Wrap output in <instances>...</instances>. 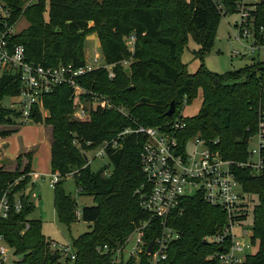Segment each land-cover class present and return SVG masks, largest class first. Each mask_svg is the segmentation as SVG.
I'll return each instance as SVG.
<instances>
[{"label":"trees","instance_id":"1","mask_svg":"<svg viewBox=\"0 0 264 264\" xmlns=\"http://www.w3.org/2000/svg\"><path fill=\"white\" fill-rule=\"evenodd\" d=\"M28 1L0 0L10 13L2 21L13 26L24 17L28 22L8 41L24 46L29 60L46 66L85 64L86 37L96 32L105 62L113 65L115 75L110 76L105 66L92 69L79 80L87 91L82 97L100 94L115 107L92 106L88 119H76L74 90L65 83L44 95L46 114L35 106L30 120L52 127L51 173L60 176L54 186L57 217L68 226L75 221L77 201L64 188L65 179L72 175L78 194L93 198V204L81 210V218L91 225L90 230L71 242L75 258L67 257L62 263V254L51 247V239L41 231V220L30 218L36 209L31 193H26L34 171L33 153L19 154L14 170L0 167V200L6 193L11 201L17 195L23 204L20 211L12 207L8 217L0 219V239L18 257L10 264H152L146 252L140 254L138 263L133 257L115 262L112 253L101 252L98 247L123 245L137 226L149 220L137 193L144 181L143 136H118L137 124L171 125L176 118L185 122L179 134L183 143L195 135L202 137L212 149L220 150L236 163V176L245 192L258 197L251 214L253 241L259 244L249 260L264 264V172L246 165L250 138L264 121V61L255 60L239 70L220 74L209 71L203 62L195 72H189L188 64L181 59L193 36L199 44L194 52L203 60L213 46L221 17L235 13L241 0H48L49 20L44 18L46 0H32L26 5ZM252 15L256 40L263 42L260 27H264V0L257 3ZM132 35L133 52L125 41ZM127 59L132 60L131 73L122 63ZM144 83L158 88L146 92ZM21 86L18 71L2 70L0 137L20 130L21 125L14 127L20 112L4 106L2 101L5 96L18 95ZM200 90L203 99L198 112L181 115L183 103L191 104ZM172 101L176 110L169 117L166 112ZM114 137L118 145L106 148L109 163L93 170L86 158L87 150ZM24 156L28 161L23 165ZM182 206V214L170 215L167 220L169 226L180 231V237L171 242L168 257L157 264H218L216 259H207L218 246L206 243L204 237L226 223L225 211L208 204L201 195L184 197ZM161 232V219L152 218L145 228L144 240L150 243Z\"/></svg>","mask_w":264,"mask_h":264},{"label":"built area","instance_id":"2","mask_svg":"<svg viewBox=\"0 0 264 264\" xmlns=\"http://www.w3.org/2000/svg\"><path fill=\"white\" fill-rule=\"evenodd\" d=\"M256 8L241 0L238 12L241 19L238 21L242 36H254L249 30L253 26L252 12ZM253 24V25H251ZM264 30V27H262ZM13 26L6 21H0V68L14 69L18 71L22 86L15 97L18 101L12 107L20 112L22 121L31 119L35 106L43 107V97L60 84L70 85L74 92L75 103L74 117L85 120L89 118L90 108L104 104L107 108H114V104L105 96L95 94L92 97H82L87 93L86 89L79 83L80 78L86 75L95 66L89 63L75 64L73 62L61 63L57 66H46L40 62L29 60L25 48L22 45H13L8 37L13 34ZM133 37L135 41V36ZM100 55L94 57L98 62ZM113 65H105L112 69ZM115 74L110 71V76ZM124 111L123 108H118ZM185 122L176 118L171 125L147 126L137 124L128 127L118 136L122 139L127 134H138L143 136L141 147V170L144 181L137 190L140 206L149 214V220L142 222L125 243L119 247L111 248L108 244L98 247L104 253H112L115 262L126 260L132 256H139L146 252L151 256L152 264L166 259L168 249L174 240L180 237V231L167 224L168 217L173 214H182V200L184 197L201 195L210 205L221 208L227 215V221L220 226L216 232L204 237L207 243L218 246V249L207 255L208 260L216 259L218 264H257L252 263L249 257L253 253L245 249L243 239L249 236L253 241V223L246 226L244 222L248 215L244 207L247 193L242 183L236 176V163L224 157L220 150L212 149L199 135L192 136L183 143L180 140V132ZM259 143L256 148H250V159L246 165H250L256 172H264V121L259 124ZM116 147L118 139L107 141L98 151L97 155H106L109 145ZM244 164V163H243ZM58 174H52L50 185L55 186L59 180ZM36 196V194H34ZM22 202L16 195L14 201L4 193L0 200V219L9 215L12 207L18 212L22 209ZM81 215V212H80ZM79 218V216H78ZM160 218L162 232L154 240L153 251H147L149 243L144 240L145 228L150 219ZM27 228L29 224L27 223ZM51 247L59 250L64 258L74 259L76 251L72 243L59 244L51 240ZM8 244L0 239V264H10ZM15 255V254H14ZM127 255V257H126ZM16 256V255H15ZM11 261V262H10Z\"/></svg>","mask_w":264,"mask_h":264},{"label":"rangeland","instance_id":"3","mask_svg":"<svg viewBox=\"0 0 264 264\" xmlns=\"http://www.w3.org/2000/svg\"><path fill=\"white\" fill-rule=\"evenodd\" d=\"M29 0L26 5L30 3ZM34 1V0H33ZM36 1V0H35ZM261 0H247V3L253 5L254 8L257 7V3ZM46 8L44 11V18L49 20V4L48 0H46ZM239 8V5H238ZM10 13L8 10L0 3V21L4 17H7ZM241 19V13L238 10L229 15H225L221 17L219 27L217 30V35L214 40L213 46L209 52L204 55V59L201 60L199 57L196 56L194 50L199 48V44L194 40L193 36H190L188 39V45L184 49L183 53L181 54V59L183 62L188 64V71L195 72L202 62L205 64L206 68L214 73H226L232 70H239L245 67L248 64L253 63L255 60L264 61V41L258 42L255 41L254 44V36L249 35V37L242 36L241 34L242 29L238 24V21ZM254 24V21H252ZM251 24V25H253ZM28 26L27 20L22 17L15 25H13L14 33L20 32L24 28ZM90 26H93V22H90ZM249 30L253 34H255L256 29L255 25L250 26ZM260 34L263 35L264 38V30L262 26L260 27ZM255 38H257L255 34ZM126 44L129 46L131 51H134V39L133 37L129 36L125 38ZM257 42V43H256ZM84 51H85V60L91 66L95 67H102L106 65L105 58L102 52L101 42L98 38L96 32H92L87 35L85 44H84ZM100 55V59L98 62H95L94 57L96 54ZM123 65L127 71V73H131V63L132 60H124ZM109 71H113V68ZM2 73V69L0 68V74ZM110 73V72H109ZM110 75V74H109ZM146 92L155 91L157 90V86L155 84L144 83ZM202 92L200 90L199 95L191 104L183 103L182 108L180 110V114L183 116H191L198 112L200 106L202 104ZM18 101L17 97L14 96H5L3 98V105L7 107H12ZM75 105V103H74ZM76 106V105H75ZM123 108V107H121ZM124 109V108H123ZM41 110L44 114L47 113V110L41 106ZM125 112H128L124 109ZM74 116V115H73ZM21 123V124H20ZM42 124V125H37ZM16 125H28L25 127L19 135H11L8 139L9 150L7 152L10 154L15 151L16 144H25L26 142H30L29 144L36 143L38 145L34 146L30 149L32 153L38 149V153L34 155L33 162L34 166L36 165V169L38 174H35L32 181L28 185L26 189V193H31V198L36 205V209L31 213L30 218L39 219L41 220V231L42 233L48 238L53 241L58 242L59 244H68L71 243L74 238L79 236L81 233L90 230V223L84 221L81 218L80 212L85 205L93 204V198L91 196L86 195H79L77 192V186L75 184L74 178L72 175L68 176L64 181V188L67 193H70L72 197L77 201V206L75 207V221L68 226L59 221L54 205V195L55 190L54 187L50 185V180L52 178V173L50 171L51 163H50V129L48 124L41 122L37 123L32 120L22 121L19 119ZM46 127H45V126ZM2 127V125H0ZM258 133V132H257ZM254 134L250 138V148H256L259 143L258 134ZM118 136V135H117ZM112 139H115L112 138ZM108 140V141H112ZM107 141L101 143L95 149L87 150V157L90 160L91 168L93 170H99L105 165L109 163V159L106 155H97L98 151L103 147V145ZM79 145V143H77ZM28 161L26 156L23 157V162ZM15 165H10V162L4 163L2 167L6 168H16L18 165L17 160L15 159ZM21 169H23V165H21ZM13 169V170H14ZM40 173V174H39ZM108 173V170L105 171ZM21 178V177H19ZM19 180V179H18ZM36 194V196H34ZM258 197L256 195H247L246 202L244 207L248 210V215L242 217L243 219L246 218L247 220L244 222L246 226H250L253 223L251 211H253L254 205L257 203ZM79 216V218H78ZM243 243L245 245V249L250 252L254 253L257 248V243H252V239L249 236H245L243 239ZM12 259H17L18 257L15 256L12 249H10V254H12ZM127 257V255H126ZM136 263L139 262V256H132ZM131 258V257H130ZM65 260L64 257L61 258V262L63 263ZM11 262V261H10Z\"/></svg>","mask_w":264,"mask_h":264},{"label":"crops","instance_id":"4","mask_svg":"<svg viewBox=\"0 0 264 264\" xmlns=\"http://www.w3.org/2000/svg\"><path fill=\"white\" fill-rule=\"evenodd\" d=\"M37 125H42V124H37ZM27 126L28 125L20 126V130L18 132L11 134V135H19L20 133H22L23 129ZM48 127L51 131L50 136H49L50 137V158H51L52 127L51 126H48ZM11 135L6 136V137H0V167L3 166L4 163H6V162H10L11 166L15 165L16 164L15 159L17 158V156L19 154L26 153V152L30 151L31 148L38 145L36 143L29 144L30 142H26L25 144H16L15 151L10 154L9 152H7V149L9 150L8 147H9L10 142L8 139L11 137ZM36 153H38V149H36V151H34L33 158H34V155ZM26 163H27V161H24L23 165ZM50 163H51V160H50ZM6 169L13 170L14 168H6ZM33 170L34 171L32 173V179H33L35 174H38V171L36 169V165L34 166V162H33ZM50 171H51V167H50ZM33 182H34V179H33Z\"/></svg>","mask_w":264,"mask_h":264},{"label":"water","instance_id":"5","mask_svg":"<svg viewBox=\"0 0 264 264\" xmlns=\"http://www.w3.org/2000/svg\"><path fill=\"white\" fill-rule=\"evenodd\" d=\"M175 110H176V104H175V101H172L169 109L166 112V115L171 117L175 113ZM86 158H88L87 155H86ZM204 241L207 243V240H204ZM153 246H154V240H151L149 243L148 249H147L149 253L153 251Z\"/></svg>","mask_w":264,"mask_h":264}]
</instances>
